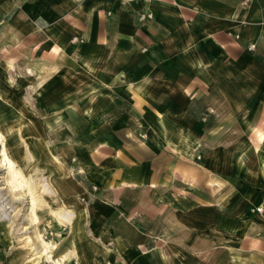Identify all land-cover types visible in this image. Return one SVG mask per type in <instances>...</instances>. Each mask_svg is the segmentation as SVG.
<instances>
[{
	"label": "crops",
	"instance_id": "0c3cea01",
	"mask_svg": "<svg viewBox=\"0 0 264 264\" xmlns=\"http://www.w3.org/2000/svg\"><path fill=\"white\" fill-rule=\"evenodd\" d=\"M242 1L0 0V65L41 80L28 144L74 213L47 202L61 264H264V0Z\"/></svg>",
	"mask_w": 264,
	"mask_h": 264
},
{
	"label": "rangeland",
	"instance_id": "374dc122",
	"mask_svg": "<svg viewBox=\"0 0 264 264\" xmlns=\"http://www.w3.org/2000/svg\"><path fill=\"white\" fill-rule=\"evenodd\" d=\"M1 35L4 42L0 41V61L2 59L5 60L7 57H15V47H10L13 37L12 32H0V36ZM7 60L9 67H13V59L8 58ZM18 70L19 73L14 75L12 70H8L4 65H0V132L4 136V141L8 147L9 154L14 161H17L18 165L20 164L19 166L24 174L34 173V175L37 176V174H43L44 148L42 144L37 145L38 157L42 159L35 160L31 153L32 158L27 161L26 154H23L25 150V146L23 145H29L28 132L31 130L33 131V125L38 122H34V120L39 119L38 113H33V107L42 101V94L40 92L39 94H37V92L35 93L34 87H37L41 80L36 81L34 85L33 77L27 76L26 70H22V68ZM29 86L31 88H29ZM29 109H31V111ZM40 113L41 112H39V114ZM8 180L9 175L6 166L0 162V188H2L0 193L4 196V199L6 198L3 202L6 201L9 203L11 201L9 204L10 208L7 209L8 218L0 220V237H3L2 240L4 241V245H8L11 250H14L15 264H31L29 257H35L37 254L31 244L32 241H35V232L39 230L45 236L49 234V231L44 232L43 229L44 215L47 213V204H41V206H38L40 208H37L36 210L38 222L35 223V221L30 218L27 209L28 199L26 195L18 194L19 196L17 197H19V199L15 200V192L11 191ZM44 199L48 202L49 206H52V210L57 209L54 207V204L49 203L51 198L46 196ZM51 214L48 213L47 215L53 217V213ZM62 224L63 229L69 226V223L67 222H62ZM27 237H29L31 241H28ZM35 263L45 264L43 258L38 259Z\"/></svg>",
	"mask_w": 264,
	"mask_h": 264
},
{
	"label": "bare ground",
	"instance_id": "6f19581e",
	"mask_svg": "<svg viewBox=\"0 0 264 264\" xmlns=\"http://www.w3.org/2000/svg\"><path fill=\"white\" fill-rule=\"evenodd\" d=\"M23 146H25V150L23 154L24 155L26 154V160L29 161L32 158V155H31L32 151L29 145L25 144ZM0 162L6 166L7 173L9 175L8 183L10 184L11 191L15 192V200H18L19 197L17 196L21 194L26 195L28 199L27 209L29 211L30 218L34 220L35 223H37L38 215L36 214V210L37 208H39L38 206H41V204L42 205L47 204L44 197L49 196L53 199L55 198V190L51 186L52 183H50L46 175L41 174V173L37 174V176L34 175V173L24 174L21 167L19 166L20 164L18 165L17 161H14L11 155L9 154L8 147L6 146V143L4 141V136L1 132H0ZM1 189L2 188H0V190ZM3 197L4 196L0 193V220L8 218L7 209L10 208L9 204L11 203V201L9 203L6 201L3 202L6 199V198L4 199ZM15 208L18 209L17 207ZM52 213H53V217L57 219L59 223H61V225H62V222L70 223L74 216V213L72 211L65 209L64 207H58L56 210H53ZM27 239L28 241H31L29 237H27ZM34 239L35 241L34 242L32 241L31 244L33 245V249L36 251L37 254L35 257L29 258L31 263H35L40 258H45L44 259L45 261H43L45 264L64 263V260L66 259L67 256H61L58 259L53 258V252L54 250L58 248V244L53 243L50 240H48L47 237H45V235L39 230L35 232Z\"/></svg>",
	"mask_w": 264,
	"mask_h": 264
},
{
	"label": "built area",
	"instance_id": "2783aa9c",
	"mask_svg": "<svg viewBox=\"0 0 264 264\" xmlns=\"http://www.w3.org/2000/svg\"><path fill=\"white\" fill-rule=\"evenodd\" d=\"M133 1H135V0H122V5H124L125 3H129V2H133ZM252 0H243L242 1V3L243 4H248V3H250ZM264 13V12H263ZM152 17V15H151V13L149 12V13H144V14H142V15H140L139 16V19L140 20H144L145 18H151ZM249 49L250 50H253L254 49V45H249ZM143 137H145V135H142ZM253 212H255V213H262V212H264V199L261 201V203L257 206V207H255L253 210H252Z\"/></svg>",
	"mask_w": 264,
	"mask_h": 264
}]
</instances>
